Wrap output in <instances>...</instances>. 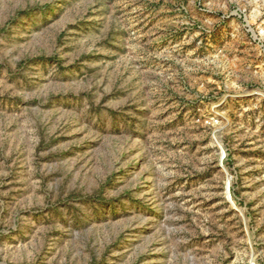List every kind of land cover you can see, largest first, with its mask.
I'll list each match as a JSON object with an SVG mask.
<instances>
[{
  "label": "rangeland",
  "instance_id": "rangeland-1",
  "mask_svg": "<svg viewBox=\"0 0 264 264\" xmlns=\"http://www.w3.org/2000/svg\"><path fill=\"white\" fill-rule=\"evenodd\" d=\"M0 264H264V0H0Z\"/></svg>",
  "mask_w": 264,
  "mask_h": 264
}]
</instances>
